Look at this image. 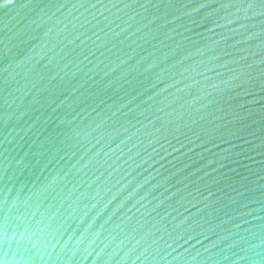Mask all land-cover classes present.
Here are the masks:
<instances>
[{"label":"water","instance_id":"1","mask_svg":"<svg viewBox=\"0 0 264 264\" xmlns=\"http://www.w3.org/2000/svg\"><path fill=\"white\" fill-rule=\"evenodd\" d=\"M0 264H264V0H0Z\"/></svg>","mask_w":264,"mask_h":264},{"label":"snow or ice","instance_id":"2","mask_svg":"<svg viewBox=\"0 0 264 264\" xmlns=\"http://www.w3.org/2000/svg\"><path fill=\"white\" fill-rule=\"evenodd\" d=\"M8 2H11V0H8Z\"/></svg>","mask_w":264,"mask_h":264}]
</instances>
